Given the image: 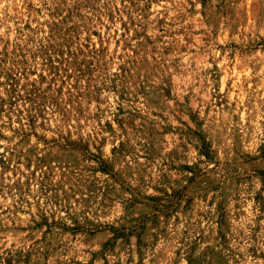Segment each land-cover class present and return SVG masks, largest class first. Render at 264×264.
<instances>
[{
    "label": "rangeland",
    "instance_id": "rangeland-1",
    "mask_svg": "<svg viewBox=\"0 0 264 264\" xmlns=\"http://www.w3.org/2000/svg\"><path fill=\"white\" fill-rule=\"evenodd\" d=\"M0 264H264V0H0Z\"/></svg>",
    "mask_w": 264,
    "mask_h": 264
}]
</instances>
